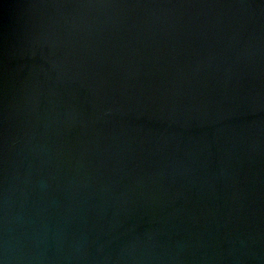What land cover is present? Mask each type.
Here are the masks:
<instances>
[{
  "label": "water",
  "instance_id": "obj_1",
  "mask_svg": "<svg viewBox=\"0 0 264 264\" xmlns=\"http://www.w3.org/2000/svg\"><path fill=\"white\" fill-rule=\"evenodd\" d=\"M0 264H264V0H0Z\"/></svg>",
  "mask_w": 264,
  "mask_h": 264
}]
</instances>
